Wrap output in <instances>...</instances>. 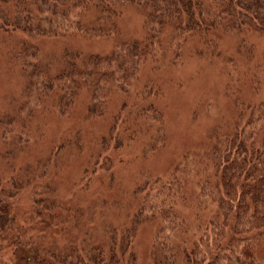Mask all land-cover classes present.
<instances>
[{"label":"trees","instance_id":"16d2710c","mask_svg":"<svg viewBox=\"0 0 264 264\" xmlns=\"http://www.w3.org/2000/svg\"><path fill=\"white\" fill-rule=\"evenodd\" d=\"M128 13L135 21L131 31L124 29ZM0 33L22 36L7 53L27 93L36 92L38 102L47 90L63 114L75 98L85 97L88 114L101 117L96 110H107L117 100L114 94L142 85L132 91L138 98L133 117L145 128L138 127L140 132L149 138L153 132V144L144 147L148 153L161 150L169 129L163 88L154 78L158 68L179 65L186 57L212 68L228 105L203 142L185 150L167 175L144 176L132 196L131 227L120 242L112 237L111 243L72 239L67 244L54 238L45 251L31 234L25 264H125L122 256L133 250L141 224L155 229L152 264H264V0H0ZM57 38L66 39L59 53L38 63L45 42ZM126 118L123 130L116 132L117 124H111L98 139L94 165L107 144L121 151V141L130 135ZM110 159L105 157L102 167ZM29 181L23 179L22 187ZM13 190L0 194V251L10 253L22 249L17 244L23 237L22 231L19 241L13 240L22 230L12 215ZM34 205L32 218L49 221L43 230L63 229L66 222L67 231L81 228L80 215L72 221L71 211L56 198H37ZM55 206L65 212H55Z\"/></svg>","mask_w":264,"mask_h":264},{"label":"rangeland","instance_id":"374dc122","mask_svg":"<svg viewBox=\"0 0 264 264\" xmlns=\"http://www.w3.org/2000/svg\"><path fill=\"white\" fill-rule=\"evenodd\" d=\"M133 17L127 14L124 22L126 31L135 27ZM14 36L8 38V35L0 33V194L6 196V190L14 189L16 196L11 199L12 215L22 230L14 232L13 240L19 241L22 231L23 237L17 244L22 248L18 252L0 251V264H25L29 255L27 240L32 241L31 234L35 236L34 242L42 241L39 243L45 251L54 238L62 239L61 243L72 239L79 243L85 239L92 242L105 240V243L110 240L111 243L112 237H117L120 242L131 227L132 196L144 176L167 175L185 150H194L203 142L208 126L227 114L228 105L220 92V81H214L212 68H202L188 57L179 65L158 68L154 78L158 87L163 88L161 93L164 94L158 98L165 106L166 127L169 129L161 150L148 153L144 147L153 144V132L150 130V138L145 132H140L138 127L141 128L142 123L133 117L138 98L132 91L135 93L142 85L135 84L129 92L114 94L117 100H113L107 110H96L102 114L101 117L88 114L85 97L75 98L72 107L64 109L63 114L59 107H53L51 93L47 90L45 98L38 102L35 101L38 97L36 92L27 93L25 81L7 53L15 41L22 38L21 35ZM57 39L58 42H45L46 48L39 53L38 63L51 61L55 58L52 54L59 53L66 39ZM126 117L130 135L121 141V151L116 152L113 143L107 144L94 165L100 151L98 139L104 138L111 124H117L114 131L118 132L125 126ZM141 129L145 130L144 127ZM124 136L121 134L120 137ZM158 145L155 141L154 146ZM107 156L111 159L102 167ZM27 177L29 184L22 187L23 179ZM47 196L63 203L71 211L70 219L80 215L81 228L72 227L67 231L66 222L63 229L50 226L43 230L49 227L48 219L45 216L34 219L32 216L35 199ZM54 211L65 212L60 206H55ZM44 213L47 215L46 211ZM76 220L78 217L72 221ZM33 227L36 231L30 232ZM57 228L64 232L53 233ZM154 231L151 224H141L133 239V250L122 256L116 249L117 255L121 254L125 264H152ZM86 233L89 235L85 236Z\"/></svg>","mask_w":264,"mask_h":264}]
</instances>
